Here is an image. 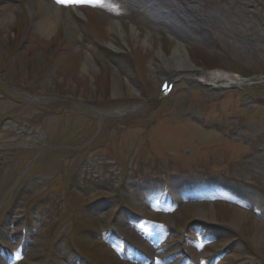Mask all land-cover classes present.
<instances>
[{
    "label": "rangeland",
    "instance_id": "374dc122",
    "mask_svg": "<svg viewBox=\"0 0 264 264\" xmlns=\"http://www.w3.org/2000/svg\"><path fill=\"white\" fill-rule=\"evenodd\" d=\"M43 1L0 0V264H264V0ZM179 41L247 80L164 97Z\"/></svg>",
    "mask_w": 264,
    "mask_h": 264
},
{
    "label": "bare ground",
    "instance_id": "6f19581e",
    "mask_svg": "<svg viewBox=\"0 0 264 264\" xmlns=\"http://www.w3.org/2000/svg\"><path fill=\"white\" fill-rule=\"evenodd\" d=\"M39 4H40V8L41 10H45V11H51V13H55L57 16H59V9L53 5V4H49L46 3L43 0H38ZM69 16L71 15L70 13L68 14ZM69 16H67V28L69 27L70 32H74L73 29L76 28V25L70 22V18ZM58 18V17H57ZM48 21V20H47ZM69 21V22H68ZM50 24H53L51 22H49ZM110 30L114 31L116 33H121L123 34L124 30L121 27L120 24L113 22L110 25ZM72 34V33H71ZM114 48H119L117 46H113ZM161 58L165 63L171 65L173 68H176L177 70V76L174 78H179L181 77V75H190V76H196L198 77L200 80L208 83V82H217L219 80L221 81H225V82H238L237 79V75L234 74H230L228 72H223V71H219V70H214V71H200L198 68L194 67L193 64L190 61L189 55L186 52V49L183 45V43L181 41L178 42V45L176 46V48L174 49L173 55L171 57H167L163 54H161ZM162 82V81H161ZM118 89V84L116 85V90ZM133 91V89H131ZM236 217L238 219V221H240L243 217V212L238 209V212L236 213ZM261 225V230L260 233L261 235L264 234V225Z\"/></svg>",
    "mask_w": 264,
    "mask_h": 264
}]
</instances>
